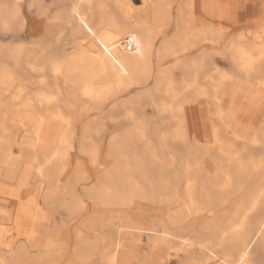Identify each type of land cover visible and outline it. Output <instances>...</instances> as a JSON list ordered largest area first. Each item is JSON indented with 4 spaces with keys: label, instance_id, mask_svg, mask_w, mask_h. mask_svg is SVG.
Here are the masks:
<instances>
[{
    "label": "bare ground",
    "instance_id": "6f19581e",
    "mask_svg": "<svg viewBox=\"0 0 264 264\" xmlns=\"http://www.w3.org/2000/svg\"><path fill=\"white\" fill-rule=\"evenodd\" d=\"M69 1L54 32L37 0H0V264L264 260V120L245 138L219 96L235 82L264 93V0H227L220 22L205 0H143L141 11L133 0ZM189 47L198 53L167 65ZM200 102L211 142L187 126L186 107ZM161 152L167 165L150 167ZM135 199L161 215L134 220L124 210Z\"/></svg>",
    "mask_w": 264,
    "mask_h": 264
},
{
    "label": "crops",
    "instance_id": "0c3cea01",
    "mask_svg": "<svg viewBox=\"0 0 264 264\" xmlns=\"http://www.w3.org/2000/svg\"><path fill=\"white\" fill-rule=\"evenodd\" d=\"M205 5L216 22H220L229 13L227 0H205ZM219 96L225 109L224 121L245 138L254 137L264 120V93L254 86L235 82L221 91ZM233 97L236 99L230 100ZM202 103L186 107L187 126L192 137L211 142L212 119L209 112L202 111ZM230 148L229 145H225V150ZM131 264H136L135 259H131Z\"/></svg>",
    "mask_w": 264,
    "mask_h": 264
},
{
    "label": "rangeland",
    "instance_id": "374dc122",
    "mask_svg": "<svg viewBox=\"0 0 264 264\" xmlns=\"http://www.w3.org/2000/svg\"><path fill=\"white\" fill-rule=\"evenodd\" d=\"M30 0H26V3L28 4ZM69 0H37V4L34 7V12L39 13V17L42 20V25L43 28H45L46 26H50L52 27V29L54 30V32L57 31V29L59 28V24L61 23V14L62 12L66 9V7H68L69 5ZM133 2L135 4H137L136 9L140 10L143 9V0H133ZM38 3H39V7H38ZM39 9V10H38ZM38 10V11H37ZM41 14V15H40ZM255 28H264V20L261 24L255 25ZM126 38V36H124V38L122 40H124ZM194 40H189L188 43L190 44H194ZM190 49H185V50H181L179 52V57L175 56V57H171L169 58L168 64L169 66H172L174 61L176 60H184V58H187L189 56H194L195 54L198 53V50L193 48V47H189ZM217 59L219 60L221 66L226 67L227 63L224 61H220L222 59H220V57L216 56ZM176 82H175V87L176 90H178L177 88L180 87V85L184 82L183 81V68L181 66H177L176 68ZM151 86V85H149ZM236 98H231L230 100H235ZM147 103V99L145 97L143 98H135V104H137L139 107H142L143 104ZM141 105V106H140ZM143 112L142 110L140 111H136V116L140 117L141 113ZM144 112L146 113L147 116L149 117H153L155 114V109L153 106L150 105H146L144 108ZM149 128L148 130H152L153 129V123L149 122ZM246 144H249L248 141H246ZM226 152L230 155H234L236 153V149L231 147L230 150H226ZM168 152H161L159 154H157V160H154L153 158H149L148 160V164L153 167H159V166H165L168 163ZM151 159V160H150ZM154 163V164H153ZM157 164V165H156ZM136 165V164H135ZM156 206H151L150 201L147 199H135V203L133 205V207L130 208H125L124 212L125 213H129L132 218L136 221H140L146 225L150 224V221L153 220V217L156 218L157 216H160V212H158L157 210H153V208H155ZM153 210V211H152ZM152 211V212H151ZM65 220H68V217L65 216L64 214H62ZM60 219V216H59ZM205 219V217H202L201 220ZM70 231L72 230V226L68 225ZM72 233V231H71ZM71 235V234H70ZM88 236L92 237L93 234L91 232H88ZM19 238L17 231H11L9 237L5 238L4 242L5 243H9L11 242V244H13L15 241H17ZM143 247L141 249L142 253H145L149 250V246H148V239L147 237L144 235L143 236ZM145 249V250H144ZM11 249H9V254L11 253ZM181 257H183V254H180L179 257H174L171 261V263L169 264H180V259ZM258 260V264H264V260H261L260 258L257 259ZM71 263H77V260L72 257L70 260ZM136 264L138 263L137 260H135Z\"/></svg>",
    "mask_w": 264,
    "mask_h": 264
},
{
    "label": "built area",
    "instance_id": "2783aa9c",
    "mask_svg": "<svg viewBox=\"0 0 264 264\" xmlns=\"http://www.w3.org/2000/svg\"><path fill=\"white\" fill-rule=\"evenodd\" d=\"M123 46L128 52L136 51L138 48L137 39L133 36H128L124 39Z\"/></svg>",
    "mask_w": 264,
    "mask_h": 264
}]
</instances>
